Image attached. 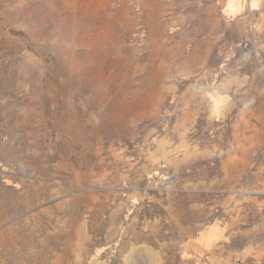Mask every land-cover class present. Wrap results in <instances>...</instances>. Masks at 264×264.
<instances>
[{
  "label": "rangeland",
  "instance_id": "1",
  "mask_svg": "<svg viewBox=\"0 0 264 264\" xmlns=\"http://www.w3.org/2000/svg\"><path fill=\"white\" fill-rule=\"evenodd\" d=\"M246 254L264 264V0H0V264Z\"/></svg>",
  "mask_w": 264,
  "mask_h": 264
},
{
  "label": "crops",
  "instance_id": "2",
  "mask_svg": "<svg viewBox=\"0 0 264 264\" xmlns=\"http://www.w3.org/2000/svg\"><path fill=\"white\" fill-rule=\"evenodd\" d=\"M242 264H253V255L246 254L242 259Z\"/></svg>",
  "mask_w": 264,
  "mask_h": 264
},
{
  "label": "water",
  "instance_id": "3",
  "mask_svg": "<svg viewBox=\"0 0 264 264\" xmlns=\"http://www.w3.org/2000/svg\"><path fill=\"white\" fill-rule=\"evenodd\" d=\"M208 94L210 97L217 98L220 100V97H218V95L216 94V92L214 90H209Z\"/></svg>",
  "mask_w": 264,
  "mask_h": 264
},
{
  "label": "built area",
  "instance_id": "4",
  "mask_svg": "<svg viewBox=\"0 0 264 264\" xmlns=\"http://www.w3.org/2000/svg\"><path fill=\"white\" fill-rule=\"evenodd\" d=\"M235 264H242V261L240 259L235 260Z\"/></svg>",
  "mask_w": 264,
  "mask_h": 264
},
{
  "label": "clouds",
  "instance_id": "5",
  "mask_svg": "<svg viewBox=\"0 0 264 264\" xmlns=\"http://www.w3.org/2000/svg\"><path fill=\"white\" fill-rule=\"evenodd\" d=\"M253 7H255V5H253Z\"/></svg>",
  "mask_w": 264,
  "mask_h": 264
}]
</instances>
